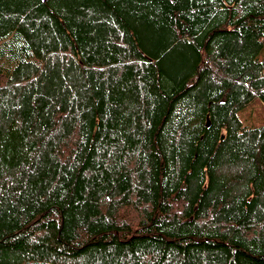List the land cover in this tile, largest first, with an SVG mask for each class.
Returning a JSON list of instances; mask_svg holds the SVG:
<instances>
[{
  "label": "trees",
  "instance_id": "1",
  "mask_svg": "<svg viewBox=\"0 0 264 264\" xmlns=\"http://www.w3.org/2000/svg\"><path fill=\"white\" fill-rule=\"evenodd\" d=\"M258 100L264 0H0V264H264Z\"/></svg>",
  "mask_w": 264,
  "mask_h": 264
},
{
  "label": "rangeland",
  "instance_id": "2",
  "mask_svg": "<svg viewBox=\"0 0 264 264\" xmlns=\"http://www.w3.org/2000/svg\"><path fill=\"white\" fill-rule=\"evenodd\" d=\"M242 120L249 125L259 124L264 121V102L258 100L247 109L239 112Z\"/></svg>",
  "mask_w": 264,
  "mask_h": 264
},
{
  "label": "water",
  "instance_id": "3",
  "mask_svg": "<svg viewBox=\"0 0 264 264\" xmlns=\"http://www.w3.org/2000/svg\"><path fill=\"white\" fill-rule=\"evenodd\" d=\"M208 126H210V120L208 119Z\"/></svg>",
  "mask_w": 264,
  "mask_h": 264
}]
</instances>
